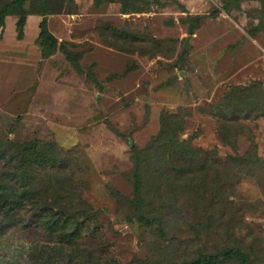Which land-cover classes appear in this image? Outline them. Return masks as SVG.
I'll list each match as a JSON object with an SVG mask.
<instances>
[{"label": "rangeland", "instance_id": "1", "mask_svg": "<svg viewBox=\"0 0 264 264\" xmlns=\"http://www.w3.org/2000/svg\"><path fill=\"white\" fill-rule=\"evenodd\" d=\"M147 1L146 12L132 13L145 6L142 0H45L47 28L58 41L48 59L36 44L40 0L24 6L21 40L18 17H6L0 143L53 141L63 152L68 186L80 195V211L89 213L77 264H182L198 250L234 247L264 264L262 0H239L227 12L224 0ZM214 9L221 12L211 17ZM194 16L203 19L185 48L184 22ZM64 49L79 55L83 74ZM232 90L239 115H210L209 106ZM161 115H175L172 129L182 121L177 136L172 130L157 140ZM175 137L201 153L180 152L172 163L166 142ZM134 154L143 160L145 215L163 219L162 233L136 220ZM191 167L202 168L194 182L185 174ZM1 236L0 258L15 256L19 264H29L30 246L48 254L55 243L18 225ZM55 264L68 263L56 258Z\"/></svg>", "mask_w": 264, "mask_h": 264}, {"label": "trees", "instance_id": "2", "mask_svg": "<svg viewBox=\"0 0 264 264\" xmlns=\"http://www.w3.org/2000/svg\"><path fill=\"white\" fill-rule=\"evenodd\" d=\"M29 1L11 0L0 7V28L5 26L6 17L12 15L18 17L16 21L18 40L23 37L27 16L24 6ZM40 2L42 3L40 9L35 14L43 18L38 25L39 33L36 44L40 49L41 58L48 59L56 53L58 41L47 28V20L44 18L47 14L45 0H40ZM142 2L145 6L134 8L132 13L146 12L148 1L142 0ZM238 2L239 0H224L222 11L227 12L230 6ZM262 9L264 10V0H262ZM121 12L123 14L129 12L123 4ZM220 12L218 9H214L210 16L216 17ZM202 19V16H194L189 18L188 22H184L187 23L188 34L192 35L199 28ZM112 32L120 33L116 30H112ZM60 48L63 50V47ZM78 57L79 55L65 50V58L74 71L83 74L84 69L79 65ZM86 76L88 79L93 78L90 72ZM234 94V90H232L222 98L219 105L211 104L209 106L212 109L210 115L218 116L220 120H228L227 117L230 115L231 118H236L239 111H242V105L233 103ZM171 118L175 119V115H161L158 141L166 140L169 131L173 130L172 134H178L182 127V121H179L176 123L178 128L172 129ZM177 140L179 138L175 137L166 142V147L171 150L169 158L172 163H176L180 152L188 155L192 153L191 150H194L186 141L179 140L178 142ZM194 153L200 154L201 152L197 150ZM142 162L143 160L137 154L133 155V198L131 204L139 223L145 226L157 225L162 233L164 230L163 219L149 218L144 212L146 203L143 197ZM66 167V158L56 142L31 140L19 144L6 140L0 143V242L3 238L1 235L14 225L24 226L26 229H37L46 235L48 240L55 242L47 251L50 252L48 254L30 246L28 248L29 264H55L56 258L61 261L67 259L68 264H77L78 259L82 256L79 253L78 245L82 239L84 223L88 220L89 213L80 211L81 207L76 200L80 199V195L75 192L73 187L68 186V183H72L69 181V176L66 175ZM175 167H177L176 164ZM199 169L202 168L187 169L185 174L190 177L191 182L196 181L194 173ZM179 170L176 168V172ZM181 170L185 171L183 168ZM6 256L5 254L4 257ZM7 258L9 260L0 258V264H19L14 262L15 256ZM234 261L238 264H254L248 254L237 247L226 248L213 254L198 250L196 258L182 264H228Z\"/></svg>", "mask_w": 264, "mask_h": 264}, {"label": "water", "instance_id": "3", "mask_svg": "<svg viewBox=\"0 0 264 264\" xmlns=\"http://www.w3.org/2000/svg\"><path fill=\"white\" fill-rule=\"evenodd\" d=\"M45 19H46V17H44ZM192 36L190 35L187 39H186V41L184 42V47L185 48H187V46H188V41H189V39L191 38Z\"/></svg>", "mask_w": 264, "mask_h": 264}, {"label": "crops", "instance_id": "4", "mask_svg": "<svg viewBox=\"0 0 264 264\" xmlns=\"http://www.w3.org/2000/svg\"><path fill=\"white\" fill-rule=\"evenodd\" d=\"M24 28H25V26H24ZM39 29V28H38ZM39 31V30H38Z\"/></svg>", "mask_w": 264, "mask_h": 264}]
</instances>
